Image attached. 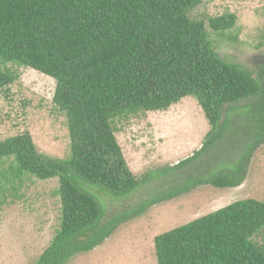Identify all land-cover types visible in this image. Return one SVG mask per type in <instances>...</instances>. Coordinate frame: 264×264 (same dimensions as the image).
<instances>
[{
	"label": "trees",
	"instance_id": "1",
	"mask_svg": "<svg viewBox=\"0 0 264 264\" xmlns=\"http://www.w3.org/2000/svg\"><path fill=\"white\" fill-rule=\"evenodd\" d=\"M201 2L0 0V63L54 79L52 102L69 135L64 159L38 152L28 131L0 140V159L12 156L15 163L0 173L10 184L4 196L25 175L58 178L59 227L34 264H66L151 206L198 186L242 184L253 152L264 144V62L253 74L221 58L207 27L223 32L235 15L191 18ZM15 77L0 68V90ZM185 97L196 100L209 127L200 148L135 177L111 121L165 111ZM152 181L161 187L109 217L92 191L120 199ZM263 231L264 201L237 200L155 236L156 262L264 264V243L254 240Z\"/></svg>",
	"mask_w": 264,
	"mask_h": 264
},
{
	"label": "rangeland",
	"instance_id": "2",
	"mask_svg": "<svg viewBox=\"0 0 264 264\" xmlns=\"http://www.w3.org/2000/svg\"><path fill=\"white\" fill-rule=\"evenodd\" d=\"M235 15L232 28L214 33L212 47L226 61L256 74L264 62V0H202L190 17ZM0 68L15 74L0 90V140L28 131L38 152L64 159L69 154L66 118L53 104V78L13 63ZM115 137L135 177L172 165L200 148L209 127L196 100L185 97L165 111L124 114L112 121ZM4 159V160H3ZM220 155L213 161H219ZM0 173L15 164L3 157ZM17 190L3 195L10 184L0 181V264H34L50 244L60 223L58 178L39 180L25 175ZM161 186L152 181L134 193L111 199L92 189L103 202L106 217L148 197ZM264 201V144L252 154L238 187L201 185L188 193L148 208L120 225L103 244L72 256L66 264H157L154 237L237 200ZM264 243V231L254 237Z\"/></svg>",
	"mask_w": 264,
	"mask_h": 264
}]
</instances>
